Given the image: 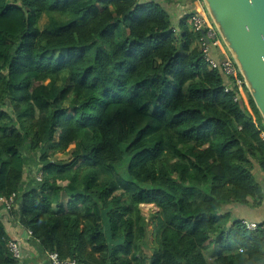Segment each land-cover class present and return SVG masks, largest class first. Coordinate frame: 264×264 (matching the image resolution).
Masks as SVG:
<instances>
[{"label": "trees", "instance_id": "trees-1", "mask_svg": "<svg viewBox=\"0 0 264 264\" xmlns=\"http://www.w3.org/2000/svg\"><path fill=\"white\" fill-rule=\"evenodd\" d=\"M182 1L0 0V264H26L12 224L77 264H264V121ZM141 205L158 209L151 257Z\"/></svg>", "mask_w": 264, "mask_h": 264}, {"label": "water", "instance_id": "water-1", "mask_svg": "<svg viewBox=\"0 0 264 264\" xmlns=\"http://www.w3.org/2000/svg\"><path fill=\"white\" fill-rule=\"evenodd\" d=\"M201 1L264 121V0Z\"/></svg>", "mask_w": 264, "mask_h": 264}, {"label": "built area", "instance_id": "built-area-1", "mask_svg": "<svg viewBox=\"0 0 264 264\" xmlns=\"http://www.w3.org/2000/svg\"><path fill=\"white\" fill-rule=\"evenodd\" d=\"M171 1H180V0H171ZM192 29L195 33L201 35V37L198 39L197 46L199 51L202 53L204 61L208 64L209 68L211 70H220L222 74H224L228 78H233L237 76L238 70L234 64V62L231 59H226L220 63L215 61L213 57L211 56V49L212 48H220L222 46L221 39L213 26L212 22H210L207 18H204L203 16L199 14H194L191 16L190 19ZM208 40V43L206 42ZM236 86L238 87V90L242 92L241 86L243 85V82L240 80L235 81ZM229 91V87H226L225 92ZM236 101V100H235ZM263 140H264V136ZM13 202V198H10V200L6 199H0V204L4 205H10ZM247 225V228L251 231H254L255 224ZM30 235V233H29ZM9 249L11 253L13 254V257L17 260L21 259V251L18 246V244L12 242L9 245ZM47 261L50 264H77L75 261H61L59 256L56 253H49L46 255Z\"/></svg>", "mask_w": 264, "mask_h": 264}, {"label": "rangeland", "instance_id": "rangeland-1", "mask_svg": "<svg viewBox=\"0 0 264 264\" xmlns=\"http://www.w3.org/2000/svg\"><path fill=\"white\" fill-rule=\"evenodd\" d=\"M48 24V19L45 17L40 18L38 25L40 27L41 30H43ZM226 60V59H224ZM223 60V61H224ZM243 93V92H242ZM247 103V102H246ZM249 108V107H248ZM249 112L251 113V110L248 109ZM262 136H264V134H262ZM58 140V135L56 136V141ZM74 151V147H70L68 151L64 152V153H53V151L48 150L47 154V160L50 163H63V162H69L71 160V153ZM26 160H27V164L25 167V171H26V176L28 177V180H31L32 182L36 181V182H41L42 181V173H41V155L37 154V155H25ZM226 211H230V213H232V216L235 218H240L244 215H252L254 213H252V211H246L247 209L242 208V207H238V206H230L228 207V209H225ZM140 211L141 214L145 220V226H146V232H147V236L143 241V245L141 247V251L143 253L144 256L146 257H151V255L153 254V250L156 248V243H155V228H156V216L158 213V209L155 206L152 205H141L140 206ZM249 219V218H247ZM245 221V220H244ZM244 223H247L248 225H251L252 222H248L245 221ZM254 224V223H252ZM256 230V226L254 231ZM105 234H108L107 229L105 228L104 230ZM213 249L210 250V253L212 252ZM21 251V250H20ZM210 253H208V255H210ZM22 254H21V262H24L25 260H27L29 257L25 258L22 260ZM28 264V262H27Z\"/></svg>", "mask_w": 264, "mask_h": 264}, {"label": "crops", "instance_id": "crops-1", "mask_svg": "<svg viewBox=\"0 0 264 264\" xmlns=\"http://www.w3.org/2000/svg\"><path fill=\"white\" fill-rule=\"evenodd\" d=\"M181 3L184 6L183 10L186 14L195 12L194 14H199V15L203 16L204 18H207L211 22L201 0L200 1L196 0L194 5L191 4V2L189 0H184ZM168 7H167V9L170 11H173L176 15H178V16L183 15V13H181L177 10L174 11V9H177L176 5H173V7H170V6H168ZM176 11H177V13H176ZM211 56L213 57V59L215 61H220V62H222L224 59H228V58L231 59V56H230L228 50L224 47L223 44L220 48H212L211 49ZM242 96H243L245 102H247L246 97L244 96L243 93H242ZM262 214H263V211H261L260 209L256 210V211H254V215H252L253 216L252 219L260 221L263 218ZM1 217L4 219V222H5V219H8L7 217H4V216H1ZM244 220L254 223L253 221H249L246 219H244ZM8 222H9V224L11 223V221H9V220H8ZM12 225L13 226L7 227L6 229L9 232V236L11 237V240L17 241L18 244L20 245L22 256H23L22 260L30 256L27 260L24 261V263L27 264V262H28V264H50L47 261L46 255L42 252V250L38 246V244L30 242L29 232L21 229L16 224H12Z\"/></svg>", "mask_w": 264, "mask_h": 264}]
</instances>
